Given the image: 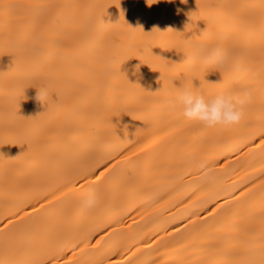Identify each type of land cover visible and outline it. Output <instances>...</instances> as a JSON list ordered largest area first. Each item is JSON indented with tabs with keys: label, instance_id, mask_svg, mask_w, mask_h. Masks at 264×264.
Listing matches in <instances>:
<instances>
[{
	"label": "bare ground",
	"instance_id": "1",
	"mask_svg": "<svg viewBox=\"0 0 264 264\" xmlns=\"http://www.w3.org/2000/svg\"><path fill=\"white\" fill-rule=\"evenodd\" d=\"M262 2L0 0V227L31 214L10 229L8 258H34L22 243L69 245V264L264 262ZM202 47L226 56L222 71L195 55ZM200 74L226 80L208 90L235 95L238 122L206 127L170 103L174 84L198 87ZM90 194L98 202L84 209Z\"/></svg>",
	"mask_w": 264,
	"mask_h": 264
},
{
	"label": "clouds",
	"instance_id": "2",
	"mask_svg": "<svg viewBox=\"0 0 264 264\" xmlns=\"http://www.w3.org/2000/svg\"><path fill=\"white\" fill-rule=\"evenodd\" d=\"M159 2L160 0H151V2H149V0H146L148 6ZM168 2H172V0H168ZM180 2L182 4H187L188 0H180ZM177 11L180 10L177 9ZM153 29L157 28L154 27ZM195 55L204 61H214L219 64L225 63L227 59L226 56L218 48L202 47L195 53ZM140 64L142 63L140 62ZM148 66L151 68L150 65ZM152 70L158 71L155 69ZM138 72L139 65H136L132 69V74L136 75ZM121 73L125 75L129 81L128 76L123 72ZM179 82V85H173L172 99L170 103L174 107H178L182 112V115L188 120L197 121L206 127H212L215 125H229L240 120L242 116V108H239L238 104L241 102L237 100V98L231 91L225 90L212 95L207 88L200 86V84L198 87L194 86L193 81L192 86H185L182 80H180ZM37 99L43 102L42 92L39 89H37ZM97 202L98 201L96 196L94 194H90L88 197L82 199L81 205L84 209H92L96 206Z\"/></svg>",
	"mask_w": 264,
	"mask_h": 264
},
{
	"label": "snow or ice",
	"instance_id": "3",
	"mask_svg": "<svg viewBox=\"0 0 264 264\" xmlns=\"http://www.w3.org/2000/svg\"><path fill=\"white\" fill-rule=\"evenodd\" d=\"M149 2H151V0H149ZM19 7L18 5H4V9L5 11L12 9V8H16ZM249 7H255V6H249ZM261 9V17H262V21H264V2L261 3V5L259 6ZM124 17V13L121 12L120 13V19H123ZM141 31H143L141 29ZM152 31H158V29H153ZM169 32L172 31V29H168ZM207 31V30H205ZM223 70V64L221 65V71ZM205 76L203 74L199 75V81H200V86L207 88V89H212V88H218V87H225L226 86V80H220L219 82L216 83H210L207 80H205L204 78ZM194 79H197L196 77H191L188 79L185 78H181V80L183 81V84L185 86H192V81ZM165 87H167V84L165 85ZM44 95V93L42 92V96ZM158 141L157 140H153L150 144H146L143 147L139 148L137 151L131 153V156H123L122 160L118 161L116 164H112L109 163L108 165H105L104 170L101 171L99 173V175H97L95 177V182H101L102 180H104L106 178V176H108L110 173H112L121 163H124L126 161H130V159L132 157H137L139 156L141 153H144L147 149L151 148L153 145H155ZM260 145L264 146V137L261 138L260 140ZM102 161H98L97 163H100ZM89 184L93 183L92 181H88ZM69 191H71V189H69ZM247 191V189L245 190ZM66 195V193L61 192L60 196H56L54 193L52 194V198L49 199L47 195H44V203L40 204V208L37 209L35 207H33L32 212L36 213V212H42L45 210V208H52L56 203H58L60 201V199ZM245 192H241L240 196H244ZM234 199H239V197H235ZM30 201L25 200L23 201V203H29ZM228 202L225 201V204H227ZM224 205H217L216 207H214L211 211V213H209V215H211L212 213H215L219 208H222ZM23 211V208H21L19 211L13 213L12 215H14L16 217V219H12V218H7L6 222L4 223L3 227H0V232L5 233V241H4V251H5V258L4 259H0V264H69L68 261H63L61 258V253L64 252L65 248L68 247L69 245H58V246H52L49 249H45L41 246L38 245H24L22 243L17 244V249L18 250H26L32 257L34 258H29V259H11L8 258V253H9V249L12 246V241L10 239V235H9V231L10 229L15 228L17 225H23L24 222L26 220H28L30 218L29 213L25 212L24 215H21L20 212ZM196 219H201L200 217H197ZM191 223H195V220L191 221ZM80 243L82 242H75L71 245V247L74 249L73 251V255H75V250L79 249V251L83 252V248H80ZM100 244V240L96 241V245L98 246ZM147 247V246H145ZM109 264H121L120 261L117 260H110ZM262 264H264V262H262Z\"/></svg>",
	"mask_w": 264,
	"mask_h": 264
}]
</instances>
